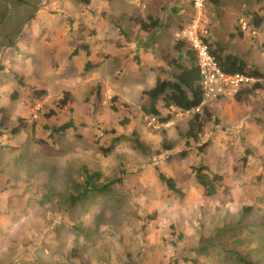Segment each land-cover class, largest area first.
Segmentation results:
<instances>
[{"label": "rangeland", "instance_id": "obj_1", "mask_svg": "<svg viewBox=\"0 0 264 264\" xmlns=\"http://www.w3.org/2000/svg\"><path fill=\"white\" fill-rule=\"evenodd\" d=\"M90 1L0 0V264H264V79L160 123L142 92L186 53L192 0H151L145 17L149 0ZM220 3L206 0V39L264 73V0ZM200 165L223 178L215 196ZM92 175L121 182L71 205Z\"/></svg>", "mask_w": 264, "mask_h": 264}, {"label": "trees", "instance_id": "obj_2", "mask_svg": "<svg viewBox=\"0 0 264 264\" xmlns=\"http://www.w3.org/2000/svg\"><path fill=\"white\" fill-rule=\"evenodd\" d=\"M80 4L86 9L90 5V0H77ZM213 3H220L221 0H211ZM193 8V7H192ZM254 23L255 27H260L264 22V16L254 15ZM73 19L69 18V35L73 36L75 29L72 26ZM137 22L140 24L142 30L147 31L149 29L150 24H147L141 18H137ZM156 25V24H155ZM207 43L211 48L212 54L215 56L218 61L221 69L227 74H236L242 73L251 77H254L259 80L254 86L253 89H259L262 87L261 80L264 79V73L260 70L249 68L248 64L241 57L227 53V48L220 43L210 42L208 39ZM179 51L181 48L186 47V53L181 54L177 58H172L170 61L173 66L174 71L170 76L164 79H158L155 85L147 90L142 92L143 97L147 99V103L142 106L143 112L157 119L160 123H168L171 120L170 114H163L162 109H171L176 108L178 110L184 112H191L199 107H201L204 97H203V89L200 84L201 74L200 69L197 65L196 57L194 51L191 49L190 45L186 42V40L182 39L176 43L175 46ZM84 49V48H83ZM87 49V47H86ZM88 53V49H87ZM79 54V49L75 50L71 58H75L76 55ZM94 64L91 61L86 63V71H89ZM252 88L243 89L241 91L247 92L252 90ZM240 91V92H241ZM34 95L37 98H42L46 95L45 89H35ZM71 100L70 92L64 93V98L60 100V106H66L68 101ZM0 128L5 127L10 121V113L9 110L2 107L0 109ZM21 122V127H25L26 124L23 122V119H19ZM21 127L14 128L12 130L13 133H18ZM70 129H73L71 123H66L63 126L57 128V133L59 135L68 134ZM123 136H114L110 140L109 146H101L102 151L105 154L110 153L113 150L116 141H120ZM207 147L206 144L200 147V150H205ZM194 173L196 176L199 185L201 186L204 194L206 196H215L220 187L223 186V178L220 174L212 172L205 165H200L194 168ZM96 175H92L88 180V187L85 191L79 196H73L71 199V205H75L78 202H83L84 200L89 199L90 195H100L107 193L110 190V186L116 183H120L121 180L117 182H112L109 185H104L101 187L96 186L92 183L94 182ZM160 179L165 183L170 191H177V184L172 177L165 175L164 173L159 174ZM242 264H252L251 261H247L241 258Z\"/></svg>", "mask_w": 264, "mask_h": 264}, {"label": "built area", "instance_id": "obj_3", "mask_svg": "<svg viewBox=\"0 0 264 264\" xmlns=\"http://www.w3.org/2000/svg\"><path fill=\"white\" fill-rule=\"evenodd\" d=\"M205 3L206 0H192L193 15L182 31V39L194 51L200 69L204 97L202 104L221 96L235 94L259 82L254 77L242 73L227 74L221 69L206 40L208 31Z\"/></svg>", "mask_w": 264, "mask_h": 264}, {"label": "crops", "instance_id": "obj_4", "mask_svg": "<svg viewBox=\"0 0 264 264\" xmlns=\"http://www.w3.org/2000/svg\"><path fill=\"white\" fill-rule=\"evenodd\" d=\"M147 1H148V0H147ZM222 1H223V0H221V3H222ZM154 2H155V1H151V0H149L148 2H146V3L142 6V8H141V9H142V12H141V13H142L143 17H145V16L147 15V10H146V9H147L148 7L150 8L151 5L154 4ZM221 3H220V4H221ZM191 9H192V15H193V8H191ZM192 15H191V17H192ZM190 19H191V18H190ZM144 21H145V20H144ZM145 22H146V21H145ZM159 26H160V25H159ZM154 31H155V30H154Z\"/></svg>", "mask_w": 264, "mask_h": 264}]
</instances>
